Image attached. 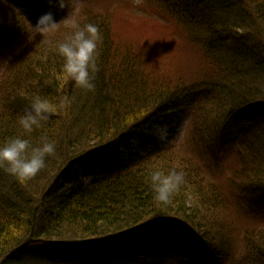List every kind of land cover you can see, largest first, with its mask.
<instances>
[{
	"label": "trees",
	"instance_id": "1",
	"mask_svg": "<svg viewBox=\"0 0 264 264\" xmlns=\"http://www.w3.org/2000/svg\"><path fill=\"white\" fill-rule=\"evenodd\" d=\"M130 6L133 14L150 21L169 22L170 40L176 41L169 46L182 58L196 53L190 61L199 63L198 71L191 77L180 72L176 79L158 78L156 68L147 71L150 55L120 47L109 24L92 19L102 42L96 87L86 91L65 76L56 50L71 34L72 21L80 23L78 16L60 10L52 0H0V31H7L8 39L15 35L21 45L0 71V144L22 135L18 119L35 96L56 106L31 138L33 146L41 135L56 142L46 167L28 180L0 168L1 263L230 264L228 253L239 241L234 243V225L222 219L205 231L199 222L205 224L201 216L215 222L234 211L233 218L247 216L254 225L244 227L236 264H264V0H135ZM47 12L60 23L34 35L32 25ZM24 22L30 26L17 31ZM176 38L188 51L179 48L176 53ZM66 95L72 98L68 108L62 106ZM148 111L163 121L168 113L187 114L188 144H151L124 161L110 155L105 172L75 173L74 160L91 144L102 148L123 139L126 132L147 124ZM169 169L183 170L184 182L162 205L154 198L150 174ZM225 172L227 197L216 188ZM187 207H200L202 215ZM214 207L220 211L212 217ZM165 215L185 219L203 232L182 223L186 234L161 227L169 237L156 228H140L130 238L101 240L90 248L49 243L102 237Z\"/></svg>",
	"mask_w": 264,
	"mask_h": 264
},
{
	"label": "rangeland",
	"instance_id": "2",
	"mask_svg": "<svg viewBox=\"0 0 264 264\" xmlns=\"http://www.w3.org/2000/svg\"><path fill=\"white\" fill-rule=\"evenodd\" d=\"M131 3H135V0H69L66 9H69L68 13L71 14L72 17L78 16L80 24L88 23L92 19H95L100 25L109 24L111 30L110 34L112 38H115V40L117 41V45H119L120 47L128 48L127 50L129 51L133 49L135 53H138V51H140L141 55L144 57H147L146 54L150 55L151 60L148 57L147 60L149 61V67L151 68L147 69V71L153 73L154 69L156 68V77L158 76V78L162 79L166 77H174V79H176L179 76L180 72L188 75L189 77H191L192 74H195V72L198 71L200 65L197 61H190L192 60L190 57H194L196 53L192 52L188 56H183L182 58L181 56L176 55L172 50V47L169 46L172 42H176L172 41L173 39L171 38V36L173 29L169 22L167 24H164L154 20L150 21L142 15L136 13L133 14L130 9ZM81 6L82 8H80ZM80 9L83 11L82 13H80ZM104 17H106L107 19ZM30 23L33 22L30 20ZM20 26L21 27L17 31L22 30L24 27L27 28L28 26H30V24L29 22H24V26ZM5 27L6 26H3L1 28L7 29ZM7 30L10 31L11 29ZM16 35L18 36V34ZM8 36L9 33L7 31H0V47L3 45V50L0 53V59L6 61L11 57L13 53L18 52L21 49L20 42H18V39L14 38L15 35L11 36L10 39H8ZM174 40H177L178 42V47L175 48L176 53L180 54V38H176ZM180 49L183 51H188V49L184 47L183 43L181 44ZM154 51L156 52V56H154L153 58L152 53ZM3 65H0V71L3 68ZM151 111L145 113V116L148 119L147 124L141 126L137 130L126 132L123 139L110 142L102 148H98L99 144H91L89 148H87L83 153H81V155H79L76 160H74L75 173L80 174L85 170L96 171L98 173L105 172L110 168V155H112L113 158L116 159V161H124L128 158L130 153L140 152L147 148L150 144H158L159 146L179 144L180 147L188 144L185 140L189 122V116L187 114L182 116H172L171 113H168L167 115H165L168 119L166 121H163L159 119L160 116H155ZM179 118L181 119V122L178 121ZM157 125L167 126L168 136L173 132L172 137H168L169 141L167 140L165 142H161L157 139L156 135L154 134L155 126ZM143 137L146 138L144 139ZM226 177L228 176L225 172L221 173L220 178L217 179L218 182L216 188L221 187L223 189V192L221 193L223 197H227L228 195V193L222 187L223 185H225L224 183L227 184ZM200 187H204L205 189L206 184H200ZM213 197L215 196L212 195V198ZM215 207L214 209H210L209 214L212 217L216 216V213H219L220 211L216 210ZM187 208L191 209L195 214L198 213V215H202V210L200 209V207ZM232 214H234V211L232 212ZM232 214L229 216H225L223 214V216L221 215L215 222H211V220H209L208 218L201 216L200 218L205 221V224L201 221L199 222V225H204L205 228L202 229H204L205 231H207V229L208 231H210L214 223H217V221L221 222L222 219H225V222L229 223L230 226L234 225L235 229L237 230V236H235L234 234V243L236 242V238H238L239 241L235 246H233L232 244L228 255L230 257V264H236L237 261L241 258L242 250L240 247L241 240L244 237V227L252 228L254 225L251 223L252 221L247 216L240 217L238 214L235 218H233ZM232 219H235V224L232 222ZM185 221V219L179 218L174 215H165L145 220L136 227L133 226L134 228L128 227L120 232L102 237L83 238L82 240L76 239L69 241L49 239V243L54 244L62 242L69 243L73 246L82 243L83 246L88 244L86 246L90 248L94 246L93 243L100 242L101 240H110L111 242L115 239H122L123 237L130 238L131 236L136 235L140 228H143L145 231L148 229L151 232L156 228L159 235H166L169 237V232H167V230H163L161 227L164 225L173 226L172 229H174L176 232H179L178 235H181L180 233L184 232V234H186L187 231L189 232V230L184 228L182 226V223L187 225L192 231L194 230L197 234L199 232H203L202 229H198L195 225L193 226L191 223H187ZM149 225H151V227ZM219 225H215V228H218ZM227 237H229V235ZM162 241L166 242L165 239H162ZM167 244L163 245L162 247L167 249ZM0 264H2L1 261Z\"/></svg>",
	"mask_w": 264,
	"mask_h": 264
},
{
	"label": "clouds",
	"instance_id": "3",
	"mask_svg": "<svg viewBox=\"0 0 264 264\" xmlns=\"http://www.w3.org/2000/svg\"><path fill=\"white\" fill-rule=\"evenodd\" d=\"M52 2L60 10H65L68 6L67 0H52ZM59 23L52 12H47L36 20L34 26L32 25L33 33L46 34L56 29ZM71 27V34L62 42H58L56 48L59 56L63 58V73L77 87L89 92L94 91L95 74L99 71L98 45L102 42V33L97 24L90 22L81 26L73 20ZM4 63L6 60L0 59V65ZM71 103V97L67 95L63 97L64 108H68ZM55 111L56 106L49 99L39 95L34 97L30 106L18 119L22 135L9 137L0 144V168L10 175L28 180L46 167L47 158L56 152V142L50 140L47 135H41L39 143L33 146L31 138L35 131L43 127L44 122L52 118ZM154 134L161 142L167 141V126H155ZM184 176V171L177 169H169L167 173L161 170L152 171L150 182L154 190V198L162 205H167L184 182Z\"/></svg>",
	"mask_w": 264,
	"mask_h": 264
},
{
	"label": "bare ground",
	"instance_id": "4",
	"mask_svg": "<svg viewBox=\"0 0 264 264\" xmlns=\"http://www.w3.org/2000/svg\"><path fill=\"white\" fill-rule=\"evenodd\" d=\"M144 139L146 138V137H143ZM151 139V138H150Z\"/></svg>",
	"mask_w": 264,
	"mask_h": 264
}]
</instances>
